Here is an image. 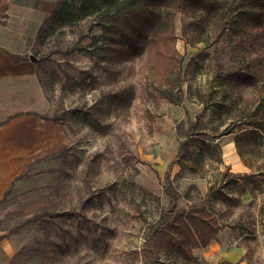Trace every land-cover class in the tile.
Masks as SVG:
<instances>
[{
  "label": "rangeland",
  "instance_id": "rangeland-1",
  "mask_svg": "<svg viewBox=\"0 0 264 264\" xmlns=\"http://www.w3.org/2000/svg\"><path fill=\"white\" fill-rule=\"evenodd\" d=\"M181 20H175L176 50L188 71L181 105L155 97L145 51L65 55L79 39L68 24L56 26L33 50L48 116L63 117L68 145L59 159L34 163L0 201V264H144L145 242L168 206L163 178L187 135L203 132L195 159L170 170L181 208L203 201L211 188L237 197L243 186H253L227 184L226 169L264 174V126L238 115L245 103L256 113L258 92L247 85L234 89L225 76L230 57L216 52L223 44H188ZM94 22L80 23L90 50L102 45L92 44L100 33ZM240 90V98L232 94ZM246 131L254 133L253 146L242 158L236 136ZM218 195L206 203L224 226L221 235L244 247L246 264H264V186L233 204ZM218 241L191 249L190 261L172 243L159 264H220L212 251Z\"/></svg>",
  "mask_w": 264,
  "mask_h": 264
},
{
  "label": "trees",
  "instance_id": "trees-1",
  "mask_svg": "<svg viewBox=\"0 0 264 264\" xmlns=\"http://www.w3.org/2000/svg\"><path fill=\"white\" fill-rule=\"evenodd\" d=\"M178 15L182 18V39L188 44H204L211 48L223 44L216 48V52L230 57L231 69L225 76L235 84L234 89L247 85L258 92L256 113L249 110V104L245 103L239 118H251V125L263 127L264 0H58L55 10L40 29L34 49L45 43L56 26L68 24L77 29L79 39L63 51L65 55L82 52L99 56L105 53L132 56L145 51L148 68L157 81L155 97L181 105L185 100L183 85L188 71L176 50L175 20ZM90 18H94V25L100 28L99 35L91 36L92 44L102 43L93 50H90V45L83 44L87 35L80 26ZM33 55L37 57L39 54L33 52ZM12 58L16 62L23 60L18 56ZM232 94L239 97L241 90ZM237 101L234 99L231 103L235 105ZM43 118L64 125L63 117L57 114ZM191 128L192 125L187 130ZM184 130L183 124H180L178 132L183 133ZM201 135L203 132L197 136H185L164 175L163 193L168 199V206L145 242L141 255L144 264H159L161 254L172 243L176 254L190 261L191 249L207 247L221 230L206 203L220 189L211 188L203 201L181 208L179 201L182 197L170 175L175 166L183 167L195 159ZM253 136L254 133L249 131L236 136L242 158L252 152ZM62 155L63 152H58L44 160L55 161ZM223 178L229 183L255 178V174L225 173Z\"/></svg>",
  "mask_w": 264,
  "mask_h": 264
},
{
  "label": "crops",
  "instance_id": "crops-1",
  "mask_svg": "<svg viewBox=\"0 0 264 264\" xmlns=\"http://www.w3.org/2000/svg\"><path fill=\"white\" fill-rule=\"evenodd\" d=\"M57 1L0 0V201L34 163L45 161L44 158L68 145L64 126L43 118L50 112V103L37 63L32 59L40 29L55 10ZM12 56L23 60L16 62ZM232 162L237 164V159ZM245 166L252 170L247 162ZM225 173L255 174V178L227 183L253 184L251 188L243 186L237 197L219 188L218 199L224 203H238L241 197L264 186V174L249 173L244 168L226 169ZM217 221L221 226L217 234L220 241L212 244V251L220 257V264H246L244 247L232 238L225 239L221 235L224 226L218 218ZM225 241H233L234 246L226 247Z\"/></svg>",
  "mask_w": 264,
  "mask_h": 264
},
{
  "label": "water",
  "instance_id": "water-1",
  "mask_svg": "<svg viewBox=\"0 0 264 264\" xmlns=\"http://www.w3.org/2000/svg\"><path fill=\"white\" fill-rule=\"evenodd\" d=\"M32 59L36 61V59L34 58V56H33V58H32Z\"/></svg>",
  "mask_w": 264,
  "mask_h": 264
}]
</instances>
